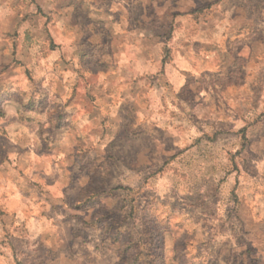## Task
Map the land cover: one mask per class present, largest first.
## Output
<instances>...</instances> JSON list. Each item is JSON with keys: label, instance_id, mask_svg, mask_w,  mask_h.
<instances>
[{"label": "clouds", "instance_id": "obj_1", "mask_svg": "<svg viewBox=\"0 0 264 264\" xmlns=\"http://www.w3.org/2000/svg\"><path fill=\"white\" fill-rule=\"evenodd\" d=\"M0 264H264V0H0Z\"/></svg>", "mask_w": 264, "mask_h": 264}]
</instances>
